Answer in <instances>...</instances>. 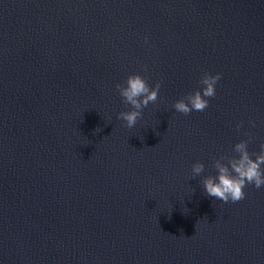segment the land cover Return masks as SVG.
Listing matches in <instances>:
<instances>
[{
  "label": "water",
  "instance_id": "1",
  "mask_svg": "<svg viewBox=\"0 0 264 264\" xmlns=\"http://www.w3.org/2000/svg\"><path fill=\"white\" fill-rule=\"evenodd\" d=\"M205 72L209 107L176 112ZM132 73L161 87L127 128ZM245 133L259 152L264 0H0V264H264V187L200 184Z\"/></svg>",
  "mask_w": 264,
  "mask_h": 264
},
{
  "label": "clouds",
  "instance_id": "2",
  "mask_svg": "<svg viewBox=\"0 0 264 264\" xmlns=\"http://www.w3.org/2000/svg\"><path fill=\"white\" fill-rule=\"evenodd\" d=\"M141 70L147 71V66H142ZM220 79V73L205 72L198 81L201 88L176 100L172 108L183 115H188L192 111L203 112L209 107L207 98L215 97V88ZM160 87V81L150 86L147 79L140 74H129L123 83L115 85L122 103L128 108V110L117 113L116 118L123 121L127 128L134 127L138 119L142 117L143 109L157 101ZM249 124L255 127L254 121L250 120ZM241 126V123H237L236 129L239 130ZM245 135L248 136L247 140H240L234 144L232 151L235 155H220L213 160L212 166L216 170V175L205 176L200 181L207 196L224 203H237L246 198L244 189L247 186L251 185L256 189L264 187V142L259 145V152H249L248 144L252 136L250 133H245ZM204 167V164L199 161L193 163L191 178L200 176Z\"/></svg>",
  "mask_w": 264,
  "mask_h": 264
}]
</instances>
